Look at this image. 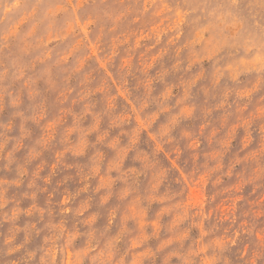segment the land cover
I'll return each mask as SVG.
<instances>
[{"label":"rangeland","instance_id":"374dc122","mask_svg":"<svg viewBox=\"0 0 264 264\" xmlns=\"http://www.w3.org/2000/svg\"><path fill=\"white\" fill-rule=\"evenodd\" d=\"M0 264H264V0H0Z\"/></svg>","mask_w":264,"mask_h":264}]
</instances>
